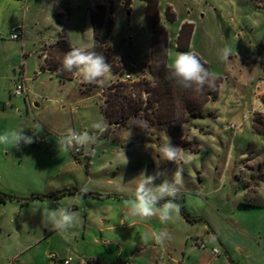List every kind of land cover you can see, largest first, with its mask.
<instances>
[{"label":"crops","instance_id":"obj_1","mask_svg":"<svg viewBox=\"0 0 264 264\" xmlns=\"http://www.w3.org/2000/svg\"><path fill=\"white\" fill-rule=\"evenodd\" d=\"M261 1L233 0L229 4V9L225 7V16H222L218 14V10L215 8L216 2L213 0H157L158 17L168 37L167 65L170 62L171 55L177 52L195 51L199 54L201 60L208 65L212 76L219 79L217 97L204 105L202 117L196 119L209 118L222 126L240 124L241 128L234 131L221 129L225 133L231 132L232 138H236L237 142L239 141L238 151L242 154L239 161L248 158L246 153H243L245 151L244 146L249 143L248 136L251 133L260 135L251 125L254 115L250 116L246 124L242 121L243 115L255 109L264 113V64L258 60L259 58L253 56L254 52H250L252 49L258 50L262 44L250 45V39L256 27L248 16L242 15L244 12L241 13L240 8H246L251 14H253L252 11L258 9V12L254 14H259L264 9V1ZM139 2L138 5L136 0H111V2H108L110 8L107 14L112 19L114 15L120 12H126V15L130 16L133 13V8L140 6L150 42V31L145 21L146 1L139 0ZM252 5L255 7L254 9ZM97 6H104L105 8V0H0V29H6L8 37L13 29L21 27L19 30L21 34V40H19L21 51L32 42L31 44L35 49L36 45L38 46V51L35 50L34 53L37 58L39 55H43L44 51L55 43L60 35L66 38L70 47H84L87 45L92 48L95 42L92 14L96 12ZM106 10L107 8H105ZM167 14L172 15L171 20L167 18ZM51 16L54 23L50 18ZM107 18L104 12V21ZM224 25L230 28L235 40L239 41V35L242 33V35L247 36L249 41L245 44L246 47L242 41L236 42L241 52L233 51V56L229 57V61L232 60L233 64L226 65L229 63L228 60L223 61V69H220L219 64L216 66L217 51L213 48L215 46L207 39L212 37L213 34L223 35ZM198 33L202 34L199 36L200 40L197 39ZM30 35L33 37H30ZM107 44L111 45V41ZM218 59L220 60L219 56ZM38 61L39 66L42 59L38 58ZM119 61L122 60L119 59ZM147 63H149V60L145 64ZM128 66L131 69L136 67L135 64H129ZM139 71L141 69L135 74L127 73L131 77V81L135 80L134 76ZM40 72H49L59 79L55 72L47 70ZM141 73H148L147 69L145 68V72ZM109 74L111 77L116 75L111 72ZM144 74L143 76L146 77ZM125 75L118 79L124 80ZM49 80L52 81L51 78ZM74 81L78 84V94L81 98L77 101V107L90 108L91 104L88 102L98 99L103 89L101 88L96 95L85 94L82 89L85 82L75 74L71 80L61 81L59 79L57 86H63L65 82ZM101 102L99 100L98 104H93V106H98L95 107L97 108L95 110H98L97 115H101L100 117L105 120L100 110ZM60 104L61 106L67 105L61 100ZM34 106L37 107L38 104L34 102ZM77 107H71L69 111L64 112L68 113V116L75 115L76 119L79 110ZM70 121L73 124L71 118ZM41 123L44 126H41V128L38 125L35 126L30 131L31 136L35 134L36 129L41 131V135H46L45 133L51 135L53 129H48L46 123ZM217 128L214 127L213 130L217 131L219 129ZM113 129H118V126ZM131 130L145 133L154 138L148 132L137 129ZM164 131L170 135L167 129ZM189 134L201 146L204 145L203 139L209 138L210 130L198 127L191 130ZM92 135L96 136V134ZM97 138L87 150H82V155H80V157L87 156L88 161L81 160L77 162V164H86L85 169L97 165L95 164L97 162L93 159L96 152L95 149L93 152V147L96 145ZM53 142L55 143V141ZM55 150L56 148H53V151ZM15 151H17V148H15ZM108 163L112 166V162ZM99 165L98 168L103 167L106 163H100ZM70 166L73 168V173L80 174L78 166L72 163H70ZM154 167V162H152V168L154 169ZM61 168L62 170H57L59 173H72L70 169ZM80 176L81 174L78 177ZM239 177L235 175V182L230 185V188L235 190L234 192H224L220 182H217L214 189L208 190L204 183H197L193 181V178H188L187 188L178 185L181 193L178 201L181 204L177 202L196 221L188 222L180 212L179 216H174L167 223H161L156 217L144 221L130 217L126 205L130 192L122 194L118 191L120 187L116 180L96 182V180L93 181L88 178L83 183L89 189L87 194L84 195L73 191L76 188H82L81 182L74 181L75 179L65 181L66 184L64 183L65 185L62 186L48 185L44 190L32 188V190L20 194L11 190L9 183H3L0 185V193L12 195L18 199H7L0 202V242L3 240L4 233H6L7 239H10L11 233L8 227L12 225L14 231L24 230L28 235L34 233L32 236L23 238V240H26L25 243H37L44 240L49 243L51 241L50 236L56 231L43 222L39 212L34 214V211L47 205L55 208L61 204H67L81 214L80 221L73 229L69 230L67 235H70L76 229L82 231L83 236L87 231L98 233L99 239H96L94 243L103 246L106 252L98 253L95 258L91 257L90 260H98L102 264H110L109 261L112 259L118 260L115 264H125L126 262L131 264H156L161 259L166 264H264V246L260 242L261 233L256 231L253 226L249 227L243 223L248 215L239 213L251 212V210L262 206L261 203L256 202L257 199L255 198L260 188V182L255 184L257 185L254 186L256 191H253V188L249 189L245 186L252 182L251 179ZM245 179L246 181H243ZM170 181H174V179ZM121 187L131 189L126 187L125 184ZM67 189H73V192L58 199H39L40 196ZM160 231L168 234L163 246L156 244L152 238L147 241L143 239L145 234L159 233ZM115 234H118V240L115 239ZM200 243L204 244V248L199 247ZM20 245L19 243L16 247L18 253L22 251ZM27 247L29 246H25L24 249ZM214 248L219 251L216 256L212 254ZM50 257L54 261L56 260V264H63L66 259H70L68 264H72L73 261L72 258L68 257L58 262L55 253L50 254ZM85 263L84 260L78 259L75 262V264Z\"/></svg>","mask_w":264,"mask_h":264},{"label":"rangeland","instance_id":"obj_2","mask_svg":"<svg viewBox=\"0 0 264 264\" xmlns=\"http://www.w3.org/2000/svg\"><path fill=\"white\" fill-rule=\"evenodd\" d=\"M136 1L139 5V0ZM213 1L216 2L215 8L218 10V14L225 16L224 9L225 7L229 9V4L233 0ZM108 2H111V0H105V8H107L105 16L111 20L112 18L107 14L110 8ZM252 8L254 9L255 7L252 5ZM240 11L241 13L244 12L242 15L248 16L256 27L250 39V45H263L264 9L259 14H254L258 12V9L254 12L251 10L253 14L249 13L246 8H240ZM112 21V39L110 41L114 57L118 63L114 64V67H121L119 77L118 73L112 77L108 74L100 82L84 83L82 89L85 94L96 95L100 92L101 88L107 89L118 82L129 83L118 78L129 72L135 74L140 69L141 71L134 76L135 80L130 83L141 80L151 81L148 73H141L145 72L146 67H140L141 63H146L149 60L150 43L141 7L135 6L130 16H127L126 12L117 13V15H114ZM201 35V33H198V40H200L199 36ZM30 37L33 36L30 35ZM239 38V41H242L244 46L249 41L247 36L242 35V33L239 35ZM207 40L215 46L213 48L217 51L216 66L219 64L220 69H223V61L221 60L220 62L218 56L224 46H230L233 51L241 52L236 45V42L239 41L235 40L230 28H227L225 25L223 35L213 34ZM207 40L206 42H208ZM110 41L107 40V42ZM31 43L21 51L19 46L20 41L9 40L6 29H0V132L8 129H24V134L31 136L30 131L35 126L38 125L40 128L44 126L41 122L46 123V126L49 127L48 129H53V131L51 135L45 133L49 140L47 147L21 144L19 150L15 151L16 147L0 146V185L9 183L11 190L20 194L32 190V188L44 190L48 185L54 187L62 186L66 184L65 181L73 179H75L74 181H80L81 187H83V183L88 178H91L93 181L96 180V182L101 180L102 182L116 180L120 187L118 191L123 194L124 192H129L128 190L130 189H124L121 185L125 184L126 187L134 189L138 181L143 178L142 174L151 175L159 171L164 173V175L157 180L158 182L162 180L170 181L171 179L179 180L178 185L185 188L189 180L188 178H193V181L197 183H204L208 190L214 189L217 182H220L224 192H234L235 190L230 188V185H233L235 182L234 176L237 175L241 178L244 175L243 177L252 181L247 180L251 183L245 186L249 189L253 188V191H256L254 186L257 185L255 184L260 182V188L255 198L257 199L256 202L261 203L262 206L251 210V212L239 213L241 215H248L247 219L243 220V223L249 227L253 226L256 231L261 233L260 242L264 246L263 112H258L255 109L245 114L254 115L251 125L260 135L251 133L248 136L249 143L244 146L245 151L243 152L246 153L248 158L242 161H239L242 155L238 151L239 141L237 142L236 138H232L231 132H223L221 130L223 128L222 125L212 119L205 118L201 120L194 117L190 118L179 129L189 142H195L189 133L198 127L210 130V136L208 139H203L204 145L200 146L197 142V151L190 152L193 154L194 159L190 164H181L182 173L179 177H175L174 173L177 171V165L164 160L159 152L161 145L168 141L172 144L171 134L169 135L164 131L168 130L166 126H162V129L153 127L149 133L154 138L145 133L131 130L132 134L127 139L128 130L121 126H118L116 130L112 128L114 132L100 136L101 133L92 126L97 122H102L105 127L107 126L105 120L100 117L101 115H97L98 110L96 111L95 109L97 108L95 107L98 106H93V104H98L99 100L102 101L104 99L101 92L98 97L99 100L93 99L88 102L92 105H90V108L77 107V101L81 99L78 94L77 82H65V85L57 86L59 79L56 76H52L49 72H40L39 61L37 55L34 54L35 50L38 51V46L36 45L35 49ZM262 45L258 50L252 49L250 52H254L253 56L259 58L258 60L264 64V45ZM246 51L249 52L248 50ZM45 56L46 51H44L42 59ZM118 58L122 61H119ZM228 62L226 65L233 64L232 60H228ZM129 64H135V69L129 68ZM50 78L52 81L49 80ZM18 82H21L26 90V94L21 97L12 94L15 83ZM60 100L67 105L61 106ZM34 102L38 104L37 107L34 106ZM73 103L74 105H72ZM74 106L79 108L76 119L75 115L68 116V113H65L66 110L69 111V108ZM236 125L239 127L238 129L241 128L240 124ZM73 127L78 132L88 131L90 134H96V138L99 135L95 143L96 145L93 147V152L94 149L96 150L93 159L97 162L95 163L97 165H94L92 168L89 166L85 169L84 166L86 164H77L71 151H64L59 145V138L65 135L68 129H73ZM214 127H218L219 129L217 128V131L213 130ZM35 134L41 135L42 133L36 129ZM53 148H56V150L53 151ZM122 149L128 159L127 164H123ZM86 157L81 156L79 162L81 160L88 161ZM108 162H112V166ZM152 162H154V169L152 168ZM70 163L79 167L80 177H78L80 174L73 173ZM100 163H106V165L98 168L97 166H100ZM61 167L66 170L70 169L72 173H59L57 170H62ZM246 179L243 181H246ZM8 229L11 233L10 239H7V235L4 233L3 240L0 242V264H56V260L54 261L50 257V254L53 253L57 255L58 262L70 257L73 260L72 264H75L76 259L86 262L91 257L95 258L98 253L102 254V252H106L103 246H98L94 243L96 239H99V234L95 232L90 233L87 231L85 232V236L82 235V231L77 229V231L71 232L70 235L66 233L63 236L58 232H54L50 236L51 241L49 243L46 240L37 243H25L26 240H23V238L32 236L34 233L28 235L24 230L14 231L12 225ZM115 239L118 240V234H115ZM19 243L21 244L20 248L22 251L18 253L16 247ZM23 246L29 247L24 249ZM116 262H118L117 259L109 261L110 264H115Z\"/></svg>","mask_w":264,"mask_h":264},{"label":"trees","instance_id":"obj_3","mask_svg":"<svg viewBox=\"0 0 264 264\" xmlns=\"http://www.w3.org/2000/svg\"><path fill=\"white\" fill-rule=\"evenodd\" d=\"M145 21L150 31V50L149 63H142L140 67H146L151 81L141 80L133 83H121L111 85L107 89L102 90L104 99L101 102L100 110L103 114L107 126L101 136L112 132L115 126H121L129 129L130 121L133 118L137 122H144L142 128L133 126L131 129L150 132L153 127L162 129L166 126L171 134L172 144L182 147L189 152H196L197 142L188 141L179 129L180 126L190 118L202 117V108L204 105L217 97L219 79H213L212 87H205L202 91L196 92L185 90L175 86L169 81L167 76V41L166 31L158 17L157 0H145ZM169 10V9H168ZM104 6H97L96 12L92 14V23L94 29V46L92 47L98 53L103 54L111 65V73L117 74L121 67H114L118 64L113 54V49L107 40H111L112 20L104 21ZM169 20L172 19L171 14H167ZM101 46V47H100ZM71 49L66 38L60 35L58 40L51 44L46 51L45 58L39 65V71L55 72L61 81L71 80L74 73L63 71L61 61L66 52ZM203 62V61H202ZM204 63V62H203ZM209 69L208 65L204 63ZM60 190L49 195L40 196L39 199L50 198L58 199L73 191L82 193L76 188ZM7 199L18 198L0 193V202ZM180 204L181 202L178 201ZM181 214L188 221H196L192 218L181 205ZM85 264H102L98 260H88Z\"/></svg>","mask_w":264,"mask_h":264},{"label":"clouds","instance_id":"obj_4","mask_svg":"<svg viewBox=\"0 0 264 264\" xmlns=\"http://www.w3.org/2000/svg\"><path fill=\"white\" fill-rule=\"evenodd\" d=\"M52 19V16L50 17ZM233 56V50L230 46H224L219 53L222 61L229 60ZM63 71L74 73L79 76L85 83H97L102 81L111 72V65L107 62L106 57L95 51L90 46H71L61 61ZM166 78L185 90L202 91L205 87L213 86V76L210 70L202 62L199 54L195 51L177 52L170 57L167 65ZM131 127L128 130L127 139L131 136V128L133 126L142 128L144 122H137L134 118L130 121ZM98 132L103 133L105 126L102 122L94 123L92 126ZM96 137L88 131L78 132L74 129H68L67 133L59 138V145L64 151L71 150H87L88 147L95 142ZM33 136L25 135L24 129H8L0 132V146L16 147L19 149L21 144L34 143ZM161 157L169 162L177 165L175 177H179L182 173L180 165L190 164L194 159L193 154L179 146H174L169 141L160 146ZM123 164L128 163V159L122 149ZM164 175L159 171L151 175L142 174L134 189L130 192L129 198L126 200L129 216L140 221L148 220L153 217L159 219L161 223H167L174 216H179L181 205L177 202L180 196L179 180L168 181L163 180L159 183L156 181ZM88 187L83 186L80 191L88 192ZM39 212L43 222L49 225L54 231L61 235H65L69 230L73 229L80 221V212L73 209L70 205L61 204L55 208L49 205L35 209L34 214ZM150 238L155 243L163 246L168 234L160 231L145 234V241Z\"/></svg>","mask_w":264,"mask_h":264},{"label":"built area","instance_id":"obj_5","mask_svg":"<svg viewBox=\"0 0 264 264\" xmlns=\"http://www.w3.org/2000/svg\"><path fill=\"white\" fill-rule=\"evenodd\" d=\"M20 29H21V27L13 29L11 31V33L9 34L8 39L11 40V41L21 40V34L19 32ZM124 81L132 82L131 81V77L128 74H126L124 76ZM12 94L14 96H17V97H21V96L25 95L26 94V90L24 88V85L21 82L15 83V86H14V88L12 90ZM250 116H252V115H243V120H242L243 123L247 122L248 117H250ZM222 127H223V129H228V130H232V131L237 130L239 128L235 124H227V125H223ZM32 136H33L34 141H35L34 143H31L32 145H35L37 147L47 146L48 145L47 135H35V134H32ZM82 150H79V151L71 150L73 158H74V160L76 162L79 161V157H80V155H82ZM199 247L200 248H204V244L200 243ZM218 252L219 251H218L217 248L212 249V254L214 256H216L218 254ZM69 261H70V259H66L65 261H63V264H68ZM125 264H131V263L126 262ZM156 264H166V263H165V261L163 259H161Z\"/></svg>","mask_w":264,"mask_h":264}]
</instances>
